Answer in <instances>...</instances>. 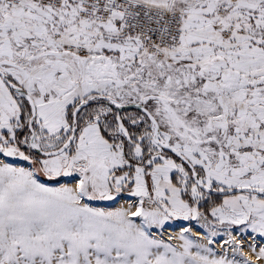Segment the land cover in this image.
I'll return each mask as SVG.
<instances>
[{"label":"snow or ice","instance_id":"snow-or-ice-1","mask_svg":"<svg viewBox=\"0 0 264 264\" xmlns=\"http://www.w3.org/2000/svg\"><path fill=\"white\" fill-rule=\"evenodd\" d=\"M0 264H264V0H0Z\"/></svg>","mask_w":264,"mask_h":264}]
</instances>
